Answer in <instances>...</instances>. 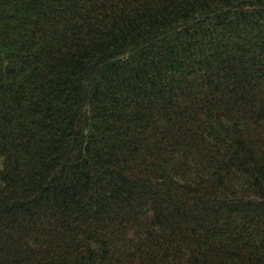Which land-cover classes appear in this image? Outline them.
Wrapping results in <instances>:
<instances>
[{
    "label": "trees",
    "instance_id": "16d2710c",
    "mask_svg": "<svg viewBox=\"0 0 264 264\" xmlns=\"http://www.w3.org/2000/svg\"><path fill=\"white\" fill-rule=\"evenodd\" d=\"M0 264H264V0H0Z\"/></svg>",
    "mask_w": 264,
    "mask_h": 264
}]
</instances>
